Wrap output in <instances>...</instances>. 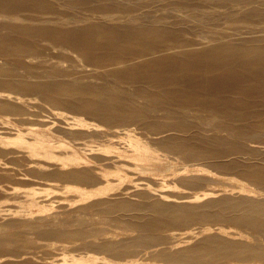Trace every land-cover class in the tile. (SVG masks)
<instances>
[{
    "label": "bare ground",
    "instance_id": "bare-ground-1",
    "mask_svg": "<svg viewBox=\"0 0 264 264\" xmlns=\"http://www.w3.org/2000/svg\"><path fill=\"white\" fill-rule=\"evenodd\" d=\"M20 1L39 2L0 0V113L16 116L17 123L16 126L9 127L6 123H10L11 120L0 116V128L10 129L4 133L15 136L9 138L0 134V154L12 159L24 158L27 161L26 165L40 169L57 167L61 171L72 167L80 168L82 163L88 166L92 161L90 158H84L85 162L75 159L77 162L74 164L68 161L60 165L52 163L51 160L58 155L55 154L56 150L66 148V143L62 140L57 141L56 135L51 132L60 122L66 124L64 128L72 131L82 130L88 126V129L95 130L102 137L110 136L106 139L107 144L90 149L92 153L98 151L97 154L100 156L93 158L99 162L119 163L123 156L127 157L120 150L119 142L123 140L127 142L124 141L131 151L130 157L134 155L133 157L138 159L152 158L153 155L133 139L131 129L123 128L108 134L100 125L83 124L80 123L81 119L74 117L69 121L67 113L42 110L39 99L47 100L59 109L84 113L88 118L99 119L103 124H106L103 119L113 117L114 120L131 121L139 117L137 111L146 110L147 106L143 104L156 103V111L158 107V111L166 112L169 117H177L175 120H187L186 118L197 115L205 123L212 125V132L170 137L164 141L168 149L178 156L176 161L180 158L181 162H206L217 170L237 173L255 187V190L244 189L246 192L242 193L243 195L226 194L215 197L211 196L217 193L213 190L195 195L181 193L182 195L172 197L163 193L164 190L154 191L150 185L144 184L143 190L146 189L151 203L121 201L112 204L104 200L110 186L109 175L106 172L93 173L90 169H82L52 173L49 177L55 180L65 179L87 186L105 184L97 190L87 188L77 190L82 202L97 199L90 206L81 207L79 212L109 211L111 208L136 212L130 229L136 231L137 235L124 232L106 238L99 245V249L108 257L90 256L92 264H136L134 257L147 254L155 255L158 260L168 264H229V261L238 264H264V164L259 161L251 162V158L248 161L241 160L243 155H260L264 150L246 144L257 143L264 138V45L209 47L208 39L200 41L199 44L202 46L193 52L172 55H167L171 46L164 45L163 53L159 56L150 57L151 53L140 54L144 58L146 55L149 57L138 65L139 67L128 66L127 63L108 72L114 77L117 86L122 84L134 86L137 90L136 97L120 99L109 96L104 88L97 85L83 83L75 78L64 80L58 70L49 76L37 70L46 60L42 58V50L57 53L62 47L39 40L36 30L22 25L29 20L40 24L53 23V20L45 15H36V18H32L29 14L12 10L13 5ZM77 22L79 21H65L61 24L75 27ZM149 30L152 29L123 30L113 26L92 25L67 30L64 33L86 56L97 46L107 47L115 44L118 38L128 40ZM149 34L151 32L145 35ZM57 38H65V35L58 33ZM137 55L131 54L134 62ZM50 60L52 61V57ZM138 98L142 99V104L138 102ZM151 112L149 110V113ZM187 128L188 126L181 125L177 130L185 131ZM118 133L125 134L127 138L119 136ZM65 134L75 139L87 136L85 131ZM110 149H114L112 152H115L117 157H112L114 154L110 158L106 157L104 152L110 153ZM226 158L230 160H225ZM41 160L46 162L42 163ZM4 167L12 168V165L8 162ZM127 168L123 166L122 169ZM185 170L194 173L204 171ZM181 180L186 185L200 186L204 177H184ZM165 184L160 185L165 187ZM127 194L128 192L122 193L123 196ZM202 197L210 199L197 203ZM71 218L72 215L68 214L66 219L53 216L51 219L40 218L32 222L13 221L4 228L64 225L69 223ZM83 218L81 215L74 220L83 227L84 221H81ZM193 222L232 225L238 227L239 232L231 231L229 234L233 238H226L217 233L211 234L209 232L211 229L205 227L199 230V233L206 236L190 244L197 238L194 233L170 231L167 238L171 239V242L164 241L162 232L173 230L169 229L170 226L186 227ZM5 229L1 231V235H7ZM69 235L59 230H51L45 236L49 238L58 236L59 239H63ZM72 236L81 237L84 233ZM4 244L6 243L0 239V247ZM62 256L60 260L54 262L77 264L84 261L83 257H67L65 254ZM22 260L33 264L54 263L44 259L36 260L29 253L15 258L0 255V264H26L21 262Z\"/></svg>",
    "mask_w": 264,
    "mask_h": 264
},
{
    "label": "rangeland",
    "instance_id": "rangeland-1",
    "mask_svg": "<svg viewBox=\"0 0 264 264\" xmlns=\"http://www.w3.org/2000/svg\"><path fill=\"white\" fill-rule=\"evenodd\" d=\"M12 10L29 14L32 18H36V15H45L53 20V23L44 24L29 20L22 24L36 30L39 40L51 45L55 43L62 47L61 51L57 53L42 50V58L48 62L45 60L37 70L47 76L58 70L64 80L75 78L83 83L97 85L104 88L109 96L120 99L136 97L137 90L134 86H124L123 84L117 86L114 77L108 72L127 63H129L128 66H138L144 63L149 56L146 55L144 58L140 54L151 53L150 57L159 56L163 53L164 45L171 46L167 55L193 52L202 46L199 44L200 41H208V39L210 40L207 43L209 47L215 45H243L245 47L264 45V0H39V2H17L13 5ZM65 21L79 22L73 27L74 25L61 24ZM92 25L113 26L123 30L138 28L152 30L146 32H151L149 35L144 33L128 40L118 38L113 45L97 46L85 56L81 48L74 44L64 31ZM58 33L65 35V38H57ZM95 40L98 39L95 38ZM241 42L242 44H239ZM133 53L138 54L134 58L136 62L131 59ZM51 57L53 62L50 60ZM138 102L143 103L140 98H138ZM39 104L42 106V110L67 113L69 121H72V117H74L78 120L81 119L80 123L83 124L100 125L108 134H113L123 128L131 129L133 139L141 143L142 147L146 148L153 156L148 159H138L133 155L131 158V151L127 147V142L123 140L119 142L120 150L127 157L123 156L119 163L110 161H100V163L93 158L99 155L98 151L92 153L90 149L107 144L106 139H109L110 136L102 137L95 130L88 129V126L82 130L72 131L64 128L63 126L66 124L60 122L53 127L51 132L56 135L57 141L62 140L66 143V148L62 147L56 150L55 154L58 155L57 158L51 160L52 163L60 165L68 161L74 164L77 162L75 159L85 162L84 158H90L92 161L88 166L82 163L80 168L72 167L61 171L57 167L40 169L26 165L27 161L24 158L12 159L0 154V233L7 224L13 221L32 222L40 218L51 219L53 216L66 219V215H72L69 223L64 225H45L38 228L21 226L5 229L7 235L0 234V239L6 243L0 247V255L15 258V256L29 253L36 260L44 259L54 262V260H60L65 254L67 257H83L84 261L77 264H92L89 260L90 256L108 257L99 249V245L106 238L115 237L124 232L137 235L136 231L130 229L133 225V216L136 215L134 211L111 208L109 211L79 212L81 207L90 206L97 199L82 202L77 190L83 188L97 190L105 184L87 186L68 182L65 179L55 180L49 177L57 171L90 169L91 172H106L109 175L110 186L104 200L112 204L121 201L139 204L151 203L149 195L145 192L146 189L143 190L144 184L150 185L154 191L155 189L164 190L163 193L172 197L182 195L181 193L195 195L213 190L217 193L211 196L220 197L226 194L243 195L246 192L243 191L244 189L255 190L251 182L237 173L223 172L201 161L181 162L180 158L176 161L178 156L168 149L167 145L163 143L164 141L170 137H186L204 131L212 132V125L205 123L197 115H192L186 118L187 120H175L177 117H169L166 112L158 111V107L156 111V103H146L143 104L147 106L144 112H136L139 115L138 118L131 121L114 120L115 117L103 119L106 125L99 119L88 118L84 113L65 108L59 109L47 100L39 99ZM149 110L152 112L149 113ZM0 116L11 120L10 123H6L9 127L17 125L16 116L5 113H0ZM127 122L129 123L126 124ZM181 125H186L188 128L185 131L177 130ZM8 130L0 128V134L9 138L15 137L4 133ZM79 131H85L87 136L75 139L67 137L65 134ZM118 135L127 138L125 134L118 133ZM157 139L159 140L157 141ZM246 144L249 147L258 146L264 149V138L258 140L257 143L246 142ZM109 151L111 152H104L107 158L113 154L112 157L116 155L115 152H112L114 149ZM262 152L260 155H243L241 160L248 161L251 158V162L259 161L264 164V150ZM225 160H230V158ZM41 161L42 163L46 162ZM8 162L14 170L4 167V164ZM123 166L128 168L124 170ZM185 169H203L204 171L203 173H194ZM192 176L204 177L200 186L186 185L181 180V178ZM161 183H166L165 187L161 186ZM69 187L72 189L69 190ZM124 192H128L127 196L122 195ZM159 193L162 192L159 191ZM5 194L6 197H4ZM209 199V197H202L197 203H203ZM81 215L84 217V220H81L84 221L83 227L74 220ZM187 226H170L169 229L173 230L162 232L164 241L171 242V239L167 238L170 231L194 233L193 235H197V238L190 244H194L206 236L199 233V230L205 227L211 229L209 231L211 234L217 233L226 238H233L229 234L231 231L239 232L236 226H226L215 222L207 224L193 222ZM217 228L223 229L218 230ZM51 230H59L70 235L63 239H59L58 236H50V238L45 236ZM77 233H84V236H72ZM177 240L174 239V241ZM133 259L136 260V264H168L151 254L140 255ZM21 262L26 261L22 260ZM228 263L238 264L235 261ZM26 264L33 263L26 262ZM53 264H60V261H55Z\"/></svg>",
    "mask_w": 264,
    "mask_h": 264
}]
</instances>
